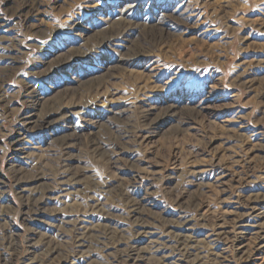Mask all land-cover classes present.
<instances>
[{"label": "rangeland", "instance_id": "374dc122", "mask_svg": "<svg viewBox=\"0 0 264 264\" xmlns=\"http://www.w3.org/2000/svg\"><path fill=\"white\" fill-rule=\"evenodd\" d=\"M258 214L264 0H0V264H264Z\"/></svg>", "mask_w": 264, "mask_h": 264}, {"label": "bare ground", "instance_id": "6f19581e", "mask_svg": "<svg viewBox=\"0 0 264 264\" xmlns=\"http://www.w3.org/2000/svg\"><path fill=\"white\" fill-rule=\"evenodd\" d=\"M260 214H258V215H256V216L253 217V218L256 219V221H247L245 219L239 221V225L237 227V229L239 230V232L237 233V236L236 235L235 236L238 239V238H245V235H249V237H250L249 239L250 240L251 239H253V240L255 239L256 241L260 240L262 242L260 248L261 249H264V228L262 227V225L257 220V218H259ZM248 245H250V244H248ZM248 245H247V243L246 244L245 243L240 244V246H239L240 252H243L245 254L246 251H247V249H248ZM242 260H243V263L244 264H250V262H251L250 261V257L243 258Z\"/></svg>", "mask_w": 264, "mask_h": 264}]
</instances>
